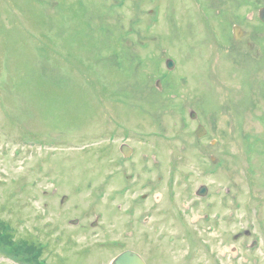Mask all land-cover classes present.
<instances>
[{
    "label": "rangeland",
    "instance_id": "rangeland-1",
    "mask_svg": "<svg viewBox=\"0 0 264 264\" xmlns=\"http://www.w3.org/2000/svg\"><path fill=\"white\" fill-rule=\"evenodd\" d=\"M260 4L0 0V264H264Z\"/></svg>",
    "mask_w": 264,
    "mask_h": 264
},
{
    "label": "water",
    "instance_id": "water-1",
    "mask_svg": "<svg viewBox=\"0 0 264 264\" xmlns=\"http://www.w3.org/2000/svg\"><path fill=\"white\" fill-rule=\"evenodd\" d=\"M261 18L264 20V9L261 11ZM192 115L195 116V113L192 112ZM204 128L198 130V134H202L201 132ZM125 149V148H124ZM206 191L205 186H202L199 190V194H204ZM111 264H145L144 259L135 251L125 250L118 254L111 262Z\"/></svg>",
    "mask_w": 264,
    "mask_h": 264
},
{
    "label": "trees",
    "instance_id": "trees-1",
    "mask_svg": "<svg viewBox=\"0 0 264 264\" xmlns=\"http://www.w3.org/2000/svg\"><path fill=\"white\" fill-rule=\"evenodd\" d=\"M3 229H4V230L0 231V232H1V237H2V235H4V234H6V235L8 236L9 233L5 231V228H3ZM3 237H5V235H4ZM31 250H32V251H31L29 257H30L32 260L36 259V260L38 261V260H39V257H40V251H39L36 247H34V248L31 249Z\"/></svg>",
    "mask_w": 264,
    "mask_h": 264
}]
</instances>
